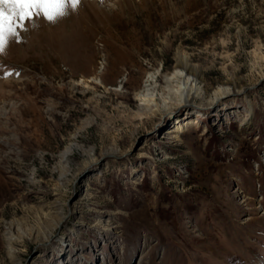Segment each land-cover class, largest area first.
I'll list each match as a JSON object with an SVG mask.
<instances>
[{
	"label": "rangeland",
	"instance_id": "374dc122",
	"mask_svg": "<svg viewBox=\"0 0 264 264\" xmlns=\"http://www.w3.org/2000/svg\"><path fill=\"white\" fill-rule=\"evenodd\" d=\"M20 29L0 52V264H264V0H79ZM179 55L199 94L142 114Z\"/></svg>",
	"mask_w": 264,
	"mask_h": 264
},
{
	"label": "bare ground",
	"instance_id": "6f19581e",
	"mask_svg": "<svg viewBox=\"0 0 264 264\" xmlns=\"http://www.w3.org/2000/svg\"><path fill=\"white\" fill-rule=\"evenodd\" d=\"M21 30L23 29L18 28L17 35L14 37H18L19 33L23 34ZM14 37H12L13 41L16 40ZM19 39L20 42H17L18 45H20L19 43H23L21 36ZM10 45L13 48L12 44ZM173 68L174 69L170 75V79L168 78V81L175 82L176 84L179 83L180 86L177 88V90H170L171 94H169V96H164L161 98L163 103L162 105L158 103L154 96H141L139 98V109L142 110V114L153 117L160 114L161 112L171 111L175 108L188 107L189 99L194 97L193 94H199L198 88H196V86L198 83H200V81H202V71L196 65L191 64L183 55H179L177 57ZM152 78L153 79L151 80L147 79L146 82L151 81L153 84L154 76ZM81 82L84 83V80H81ZM205 92L206 91L204 90V93ZM179 127L181 128L182 124H176L175 129H179ZM69 152L70 148L68 147L62 154V158L64 160H68ZM6 239L10 243L12 239V233L9 231L6 233Z\"/></svg>",
	"mask_w": 264,
	"mask_h": 264
},
{
	"label": "snow or ice",
	"instance_id": "6c2138e0",
	"mask_svg": "<svg viewBox=\"0 0 264 264\" xmlns=\"http://www.w3.org/2000/svg\"><path fill=\"white\" fill-rule=\"evenodd\" d=\"M79 0H0V52H3L10 37L17 35L26 21L42 14L49 21L65 14L66 5L73 8Z\"/></svg>",
	"mask_w": 264,
	"mask_h": 264
}]
</instances>
